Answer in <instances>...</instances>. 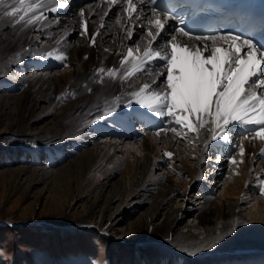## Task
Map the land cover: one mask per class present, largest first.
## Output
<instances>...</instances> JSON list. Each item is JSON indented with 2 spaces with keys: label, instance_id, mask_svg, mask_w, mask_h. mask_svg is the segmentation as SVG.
I'll use <instances>...</instances> for the list:
<instances>
[{
  "label": "bare ground",
  "instance_id": "bare-ground-1",
  "mask_svg": "<svg viewBox=\"0 0 264 264\" xmlns=\"http://www.w3.org/2000/svg\"><path fill=\"white\" fill-rule=\"evenodd\" d=\"M12 7L18 9L15 15L0 14V118L6 123L0 142L8 140L3 133L15 132L17 138L31 130L28 138L16 139L17 145L33 139L37 152H58L15 167L16 179L25 175L29 184L55 183L63 176H78L79 185L89 183L85 189L94 192L82 201V206L89 205L78 213L77 223L100 229L110 245L120 242L147 250L158 264H264V140L252 131L261 126L234 122L229 143L212 139L210 117L204 127L189 131L173 117L143 115L146 110L136 105L134 94L145 83L152 87L142 95L167 91L160 75L164 62L153 58L140 63L150 47L147 32L155 31L144 19L151 18V11L139 7L130 16L127 0H6L0 12ZM202 43L193 39L191 46ZM207 44L212 47L211 41ZM216 46L228 47L223 42ZM32 64L45 72L27 73ZM60 64L67 68L52 70ZM10 67L19 71L11 74ZM119 109L125 115L137 110L144 128L122 126L112 115ZM79 112L91 119L84 121ZM189 120L196 123L195 117ZM169 152L171 157L165 155ZM129 156L132 160L124 163ZM109 164L114 169L98 177L97 171ZM80 192L75 201L89 193ZM99 201L102 206L96 210ZM115 202L114 211L106 215ZM139 207L141 214L130 215ZM42 220L76 224L61 215ZM123 222L125 232L116 236L114 229ZM112 264L119 262L112 257Z\"/></svg>",
  "mask_w": 264,
  "mask_h": 264
},
{
  "label": "snow or ice",
  "instance_id": "snow-or-ice-1",
  "mask_svg": "<svg viewBox=\"0 0 264 264\" xmlns=\"http://www.w3.org/2000/svg\"><path fill=\"white\" fill-rule=\"evenodd\" d=\"M111 2L117 3V0ZM139 2L142 6L155 5L151 7V18L144 17L155 31L147 32L151 37L150 47L144 50L140 63L152 61L153 58L163 61L161 66L165 71L160 75L165 77V81L161 83H166L167 88L163 93L153 91L149 95H142L152 87L145 83L139 92L134 94L137 97L136 105L146 110L143 115L173 117L177 125H184L189 131H198L210 117L214 125L212 139L229 143L230 134L236 126L234 122L240 125H260L258 130L252 131L264 140V39L256 41L253 36L245 37L231 31L222 35L193 36L185 27H166L170 20L166 12L162 16L157 11L160 7L157 0ZM127 3L131 16L138 10L133 0H127ZM5 4L6 0H0V6ZM64 6L58 4L60 8ZM51 11L56 12L57 8L52 7ZM139 11H143V7ZM163 11L161 8V12ZM17 12L18 9L12 7L10 11L0 14L12 16ZM23 19L21 16L20 20ZM178 22L184 23L182 19ZM28 23H32V20ZM184 37L188 39L184 40ZM193 39L203 43L191 46ZM208 41L212 42L211 48L208 47ZM221 42L226 43L228 47H217ZM242 50L244 55H241ZM205 52L208 54L205 55ZM128 56H132L131 48ZM150 66L149 64L148 67ZM153 83L157 88L160 86L155 81ZM129 107L131 108V104ZM178 112L187 115L180 116L177 115ZM189 117H195L196 123L191 122ZM171 130L176 131L175 128ZM240 153H244L242 147ZM165 155L171 157L172 153Z\"/></svg>",
  "mask_w": 264,
  "mask_h": 264
},
{
  "label": "rangeland",
  "instance_id": "rangeland-1",
  "mask_svg": "<svg viewBox=\"0 0 264 264\" xmlns=\"http://www.w3.org/2000/svg\"><path fill=\"white\" fill-rule=\"evenodd\" d=\"M11 25L9 24V27ZM27 67V73L35 71L45 72L43 69H39L37 64L28 65ZM63 67L60 64L57 67H53L52 70L59 71ZM7 71L15 73L19 70L10 67L7 68ZM97 74L99 73L97 72ZM93 75H96V71H94ZM88 79L86 81H89ZM91 82H94V80ZM86 85L87 82L81 83L82 88H85ZM62 91L64 92L63 88L60 90L61 94L58 92L56 95H62ZM74 95L75 93H72V96ZM109 99L107 101L110 103L112 100L110 99L109 101ZM119 111H122V114L118 113ZM119 111H117V114L112 115L120 122L123 119L125 123L132 124L139 130L144 128L142 121L139 124L131 122L132 119H136L133 116L131 118L130 115L136 116L137 110L133 109V112L130 110L131 112L129 111L128 115L123 114L125 110L119 109ZM79 114L86 117V112H79ZM150 117H147V119ZM90 119L86 117L84 121ZM1 120H3V117L0 118V130H4L6 123L4 124L5 120ZM123 123L121 122L122 126H124ZM124 127L126 128L127 126ZM166 130L168 129L166 128ZM152 131L150 133L154 136L156 132ZM29 132L31 130H25L23 136H18L17 138H15V132L12 134L3 133L8 140L0 142V221L11 224L17 223L16 227L11 224L0 225V252H2L0 264H112V257L119 264H125L128 258L133 259V264H158L154 256L147 252V250L141 247L126 246L120 242L110 245L106 237L107 235L103 231L95 226L93 227V225L83 226L77 223L79 222L77 220L78 213H81L83 207L89 205V202H86L82 206V201L84 199L88 200L94 192L93 190L89 192V189H85L89 183H86L85 187L83 186L84 184L80 186L78 176H63L55 183H49V180H41L29 184L26 181L25 175L16 179L14 168L24 165L26 160H31L34 157L47 160L48 155H56L58 153L54 150L51 153L37 152L36 147L38 144L33 139H30L29 142L23 145H17L16 139L22 137L28 138L31 135L26 133ZM8 136L12 138L9 139ZM149 136L152 138L151 134ZM100 139L104 138H97V141ZM121 151H117L116 155H120ZM127 160H132V156L125 158L124 163H128ZM45 165L43 166L47 167L46 169H56V165ZM123 165L119 166L120 171L124 169L125 165ZM38 166L42 165L39 164ZM105 167L97 171L98 177H103L108 170L114 169L113 167L115 166L109 164ZM157 171L158 169H154L153 173H157ZM82 189H84V193H89L81 198V200L75 201L77 195L81 194L80 191ZM210 194L212 195L213 193ZM189 196H192V194L190 193ZM102 201H104V198ZM102 201L97 203L96 210L101 208ZM115 206L116 202L110 203L106 210V215L112 213ZM136 210L135 213L132 212L130 215L138 216L142 213V208L139 207ZM128 212L129 210H127ZM145 214L148 215L149 213ZM59 215L75 221L77 225L43 223L42 219L57 220ZM95 215H98V213H95ZM106 218L107 216L104 218V222H106ZM121 224L124 225V222L119 223L114 229L116 236L125 232L124 226Z\"/></svg>",
  "mask_w": 264,
  "mask_h": 264
},
{
  "label": "water",
  "instance_id": "water-1",
  "mask_svg": "<svg viewBox=\"0 0 264 264\" xmlns=\"http://www.w3.org/2000/svg\"><path fill=\"white\" fill-rule=\"evenodd\" d=\"M13 226H17V225H15V224H12Z\"/></svg>",
  "mask_w": 264,
  "mask_h": 264
}]
</instances>
